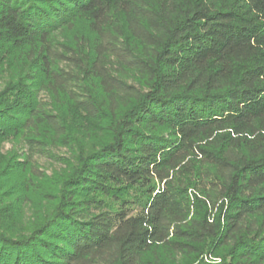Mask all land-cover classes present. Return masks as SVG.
I'll use <instances>...</instances> for the list:
<instances>
[{
	"label": "trees",
	"instance_id": "16d2710c",
	"mask_svg": "<svg viewBox=\"0 0 264 264\" xmlns=\"http://www.w3.org/2000/svg\"><path fill=\"white\" fill-rule=\"evenodd\" d=\"M0 80V264H264V0H0Z\"/></svg>",
	"mask_w": 264,
	"mask_h": 264
},
{
	"label": "rangeland",
	"instance_id": "374dc122",
	"mask_svg": "<svg viewBox=\"0 0 264 264\" xmlns=\"http://www.w3.org/2000/svg\"><path fill=\"white\" fill-rule=\"evenodd\" d=\"M79 30L82 28L81 24L78 25ZM83 34H85V30H80ZM61 39V38H60ZM4 87V82L2 80H0V91L2 90V88ZM42 99L45 101H47V97L46 96H42ZM16 151L18 154H21L22 152H24V148L22 144H14L12 142H7L5 144L2 145L1 147V151L2 153L8 152V151ZM51 152L55 155V156H61V157H65L67 159H71V152L67 150V148L64 147H59V148H53L51 149ZM33 160L36 162L37 167L39 168V171L44 172L47 175H51L55 172H58L59 170H61L63 167L59 162H56L52 159L49 158H44V157H34Z\"/></svg>",
	"mask_w": 264,
	"mask_h": 264
}]
</instances>
